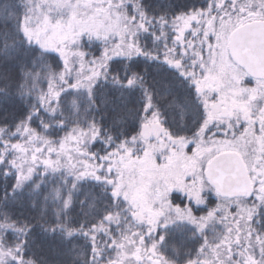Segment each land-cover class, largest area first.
Returning <instances> with one entry per match:
<instances>
[{
	"label": "trees",
	"instance_id": "trees-1",
	"mask_svg": "<svg viewBox=\"0 0 264 264\" xmlns=\"http://www.w3.org/2000/svg\"><path fill=\"white\" fill-rule=\"evenodd\" d=\"M48 1L0 0V249L10 261L6 264H205L211 243L241 241L246 228L264 237V198L256 202L213 193V199L206 198L205 209L190 211L184 200L171 196L172 205L194 218L214 212L218 205L216 215L222 224L217 220L205 230L203 225L173 219L170 225H159L152 237L139 233L142 226L131 209L114 200L103 183L84 178L61 162L53 167L38 160L41 164L19 183L14 145L23 140L17 135L22 129L49 142L85 135L81 158L100 169L129 150L131 141H138L150 113L158 115L174 138L198 132L202 114L196 89L165 62H177L183 53L172 43L176 20L197 13L201 20L197 36L206 34L203 45L185 57V75L195 78L200 65L196 56L206 60V66L213 54L205 48L217 42L218 19L228 12L237 14L241 6L239 0H112L108 10L112 17L140 16L148 21L146 31L132 25L119 36L140 54L116 55L112 42L83 39L81 49L91 58L103 60L109 50V59L103 60L86 87L76 88L65 78L61 57L43 52L24 37L28 20L37 22L47 13L54 23L70 16L67 6L56 5L61 0ZM250 1L255 7L261 0ZM134 244L142 257L132 253Z\"/></svg>",
	"mask_w": 264,
	"mask_h": 264
},
{
	"label": "rangeland",
	"instance_id": "rangeland-1",
	"mask_svg": "<svg viewBox=\"0 0 264 264\" xmlns=\"http://www.w3.org/2000/svg\"><path fill=\"white\" fill-rule=\"evenodd\" d=\"M78 1L61 0L56 3L60 9L67 6L71 10L65 21L58 19L52 23L47 13L37 22L28 20L24 37L43 52L61 57L66 80H72L76 88H81L96 77L103 60L109 59V50L103 55V60L91 58L82 51L81 41H101L109 45L112 42L116 55H137L140 51L125 45L119 36L123 28L129 31L132 25L138 31H146L148 21L140 16L136 20L119 18L116 14L112 17L108 12L112 0H82L81 4ZM238 2L241 6L237 8V14L228 12L218 19L217 42L214 47L205 48L206 51H213L208 64L205 66L206 60L199 54L196 56V63H200L198 77L185 75L184 62L187 54L194 53L195 47L203 45L206 34L198 38L199 29H196L201 25L200 16L197 13L181 16L173 29L174 50L179 48L183 53L177 62L170 59L165 62L170 69L190 79L196 91L200 92L197 100L202 107V124L198 132L188 138H174L165 129L161 136L140 134L136 149L132 150L137 145L133 140L129 150L117 159L107 161V166L100 169L81 158V142L85 135L71 134L57 142H49L28 132V129H22L17 135L23 140L14 145V167L19 183L28 179L34 167L41 164L38 160L45 161L43 166L50 163L53 167L61 162L82 177L103 183L114 200L119 199L128 205L132 217L140 216L141 223L135 221L142 226L139 233H151L155 237L157 227L170 225L173 219L194 226L203 225L204 228L217 220L219 225L222 224L223 219L216 215L218 205L214 212L198 214L200 216L194 218L191 212L172 205L170 197L176 195L179 200H184L186 210L205 209L206 198L213 199V193L217 194L205 177L206 167L214 156L229 152L239 155L244 164L252 187L249 197L256 202L263 201L264 80L249 77L235 65L230 57L229 45L236 26L264 21V0L255 7L250 0ZM238 2H235L236 5ZM78 6L81 9H77ZM213 104H218L217 108L211 107ZM160 123L158 115L150 113L144 118L142 129L156 132L155 126ZM209 232H212L211 239L214 241L216 236L212 230ZM137 239L140 240L139 237ZM240 240L211 243L207 247L209 262L205 264H264V237L254 236L246 228ZM127 241L131 243V239ZM132 253L138 258L143 256L136 244ZM122 257V254L119 255V260ZM8 262L7 255L0 249V264Z\"/></svg>",
	"mask_w": 264,
	"mask_h": 264
},
{
	"label": "water",
	"instance_id": "water-1",
	"mask_svg": "<svg viewBox=\"0 0 264 264\" xmlns=\"http://www.w3.org/2000/svg\"><path fill=\"white\" fill-rule=\"evenodd\" d=\"M229 53L234 64L248 76L264 80V21L238 28L231 37ZM205 177L211 187L224 197H248L252 191L243 162L235 153L214 156L206 167ZM134 220L141 223L139 215H135Z\"/></svg>",
	"mask_w": 264,
	"mask_h": 264
},
{
	"label": "flooded vegetation",
	"instance_id": "flooded-vegetation-1",
	"mask_svg": "<svg viewBox=\"0 0 264 264\" xmlns=\"http://www.w3.org/2000/svg\"><path fill=\"white\" fill-rule=\"evenodd\" d=\"M201 92H203V91H201ZM196 93H197V96L200 94V92L197 90L196 91ZM199 104L201 105V103L199 102ZM218 104H220V103H218ZM217 104V105H218ZM217 105L216 104H213V106H211V107H214V108H217ZM228 109V108H227ZM201 114H202V107H201ZM201 122H202V116H201ZM202 124V123H201ZM157 127V130H156V132H154V131H144L143 129H142V127H141V129H140V134H147L148 133V135L149 136H151V137H155L156 135H158L159 134V136H161V135H163L164 134V128L162 127V125H161V123L160 124H157L156 126H155V128Z\"/></svg>",
	"mask_w": 264,
	"mask_h": 264
}]
</instances>
